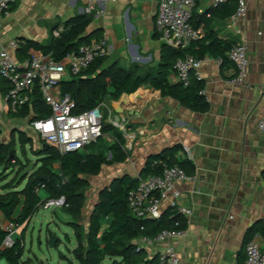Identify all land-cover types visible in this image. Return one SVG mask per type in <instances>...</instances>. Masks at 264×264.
<instances>
[{
  "label": "crops",
  "instance_id": "crops-1",
  "mask_svg": "<svg viewBox=\"0 0 264 264\" xmlns=\"http://www.w3.org/2000/svg\"><path fill=\"white\" fill-rule=\"evenodd\" d=\"M230 4L236 7L235 0ZM85 5L83 0H17L8 16L0 18V50L9 49L18 62L26 60L34 49L26 54L12 50V40L47 43L54 26L85 14ZM212 8L209 0L197 1L195 13L203 17V22L196 27L204 34L207 24L232 44L238 40L246 43L249 87L230 84L227 80L233 76L234 66L230 62L220 66L213 57L203 60L199 68L208 102L204 112L141 86L131 94L134 96H128L132 104L123 106L120 115L119 129L126 136L125 144H129L128 156L122 162L102 165L96 175L104 185L123 174L141 177L149 156L178 146L174 156L188 160L189 174L194 176L191 181L175 182L173 188L179 194L177 202L192 210L189 216L182 215L185 232L150 245L140 238L136 243L148 258L171 246L179 255V264L244 263L247 230L256 222L264 224V134L257 127L264 116V0H246L245 16L235 23L231 15H210ZM155 15V0H98L85 35H90V40L106 38L109 51L105 64L115 61L126 68L135 65L143 74L161 59L162 42L155 33ZM172 76L173 71L168 76L170 83ZM2 88H7L4 80L0 81V137L12 131L19 134L26 128L37 136L18 120L28 124V116L22 118L8 110ZM114 103L110 101L113 111ZM183 146L188 147L187 152ZM171 195L168 192L161 200L162 210ZM1 222L2 226L8 224ZM71 230L75 243L69 252L76 246ZM253 237L264 251V237L259 233ZM66 259L74 264L71 252ZM110 261L106 258L104 264Z\"/></svg>",
  "mask_w": 264,
  "mask_h": 264
},
{
  "label": "trees",
  "instance_id": "trees-1",
  "mask_svg": "<svg viewBox=\"0 0 264 264\" xmlns=\"http://www.w3.org/2000/svg\"><path fill=\"white\" fill-rule=\"evenodd\" d=\"M230 1L213 7L209 12L210 15L218 14L222 17L232 15L235 6L231 5ZM195 7L191 22L196 27L203 22V17L195 13ZM90 21L91 17L86 14L72 16L62 24L63 30L60 34L58 36L52 34L47 43L18 39L17 50L24 54L29 49L39 50L60 60L66 53L77 50L82 43L90 41V35H85ZM58 25L56 24L54 29ZM231 45L230 41L218 37L206 24L203 37L191 41L184 49H175L162 43L160 62L154 69L143 74L138 73L135 65L126 68L115 61L105 64V56L94 61L78 77L62 80L60 88L63 93H69L73 97L76 102V112L94 107L105 101L106 97L111 101L119 100L123 94L131 95L141 86L151 88L160 96H169L192 110L204 112L208 102L203 93V80L192 75L187 86L181 83H170L168 76L173 71L174 61L187 53L199 58L209 55L222 58L220 66H223L229 62L225 53ZM1 80L3 79L0 78ZM5 89L2 88V91H6ZM132 96L134 95L130 97ZM32 106L34 115L37 117L49 114V108L41 100L39 93L35 94ZM28 113L27 107L15 115L23 118ZM102 131L104 134L112 133L110 136L113 137L106 153L101 151L61 153L49 145L45 149L34 151L35 169L18 179V175L25 166L12 153L8 158L11 145L0 141V259L6 264H23L24 244L22 240L14 239L12 246L1 248L2 242L8 235L2 226V220L15 228L21 227L23 234L25 227L44 201L40 191H44L47 199L63 196L65 204L61 208L67 207L72 214L78 215L82 203V195L79 191L89 185L87 176L98 175L102 165L122 162L126 159L128 154L124 148L125 138L122 132L108 123H104ZM19 138L23 146L30 141L23 134H20ZM177 150L178 146H174L162 153L149 156L140 176L146 177L159 173L162 163L178 165L189 174L191 166L188 160L174 156ZM108 152H111L110 158H107ZM15 163L18 169L14 177L7 180L8 172L6 171L13 170ZM137 183L138 177L123 174L114 177L109 184L99 190L98 199L88 219L84 240L80 225L77 222L68 223L76 238V246L70 252L79 264H102L106 258L111 260L110 264H160L158 255L148 258L144 249L138 247L136 240L141 237L151 238L162 229L186 228L185 219L172 205L163 209L158 219L135 217L128 208L126 195ZM106 220L109 221L106 227H103ZM256 233L264 237L262 222L254 223L247 230L244 243ZM61 256L64 257L62 254Z\"/></svg>",
  "mask_w": 264,
  "mask_h": 264
},
{
  "label": "built area",
  "instance_id": "built-area-1",
  "mask_svg": "<svg viewBox=\"0 0 264 264\" xmlns=\"http://www.w3.org/2000/svg\"><path fill=\"white\" fill-rule=\"evenodd\" d=\"M84 13L90 15L98 0H83ZM213 7L230 0H209ZM236 7L231 15L233 22L242 19L246 13V0H235ZM17 0H0V18L8 16ZM155 33L159 40L172 48L184 49L191 41L203 37L201 28L195 27L191 22L192 11L196 0H155ZM63 30L62 26L53 30L58 36ZM12 50L17 49L18 41L12 40L9 44ZM109 45L105 37L82 43L77 50L66 53L60 60L54 59L50 54L33 50L29 57L16 61L9 49L0 50V78L7 83L5 102L10 112L17 114L23 109H29L28 126L37 134L42 143L55 147L59 152H84L85 148L95 143L105 135L102 131L104 123L120 128V121L116 122L111 116L110 105L105 101L98 105L76 112V102L69 93H63L60 82L64 79L76 78L88 69L98 58L107 56ZM229 62L234 66V74L227 81L230 84L249 87L247 83V45L243 40L234 42L225 53ZM211 56L199 58L191 54H184L175 59L173 65L172 83H181L187 86L192 75L199 76V68L203 60ZM218 65L222 58L213 57ZM49 108V114L40 117L34 115L33 102L35 94ZM264 98V88H263ZM104 111L107 117H104ZM258 129L264 134V116L257 123ZM125 138L126 136L122 134ZM110 140L113 141V137ZM129 148V144H124ZM185 152L187 146H183ZM161 171L138 177L137 185L130 189L126 195V202L130 212L137 218L158 219L162 212L161 200L171 192L168 205L176 207L179 214L189 216L192 210L177 202L178 192L174 190L175 182L193 180V175L178 165L161 164ZM65 204L63 196L56 199H46L41 207L44 209L58 208ZM178 225V224H177ZM3 228L8 232L1 248L12 246L16 228L6 224ZM185 229H162L155 236L141 237L145 245L177 238L184 234ZM138 247H141L138 245ZM160 264H179L180 258L176 250L167 246L158 253ZM6 264V262H0ZM244 264H264V251L258 240L253 237L247 241L244 252Z\"/></svg>",
  "mask_w": 264,
  "mask_h": 264
},
{
  "label": "rangeland",
  "instance_id": "rangeland-1",
  "mask_svg": "<svg viewBox=\"0 0 264 264\" xmlns=\"http://www.w3.org/2000/svg\"><path fill=\"white\" fill-rule=\"evenodd\" d=\"M128 96L131 95H127V97ZM119 100H115V102ZM110 101L111 100L108 97L105 98V102L109 105ZM113 114L114 111L111 108V116ZM104 117H107V113H105V111ZM18 120H20L25 127H28L26 120L22 121L19 118ZM22 130L23 131L19 134H15V131L10 132V135L4 134L0 137V141L11 145L10 151L14 154V156L19 158L21 164L25 166L24 168L32 165V168L28 171V173H31L35 169L34 166L36 164L34 151L42 150L43 143L32 131H29L27 128L26 131L24 129ZM20 134H23L25 138L30 140L24 144V146L22 140L19 138ZM109 135H112V133L103 135L95 144L93 143L87 146L84 152L101 151L106 153L107 148L111 144ZM17 169L18 165H16L13 170L6 171L8 172L7 180H11L14 177ZM97 179L98 178L96 176H87L89 185L79 191L82 195V203L78 215L72 214L67 207H52L49 209L40 207L25 227L23 234L21 232V227L16 228L14 237L16 240H22L24 244L23 264H70L66 257H70L69 249L75 242L72 230L66 222H77L80 225L82 232L81 236L84 240L85 232L88 226V219L91 215L94 204L98 199L99 190L105 186L103 181H98ZM23 184L24 182L21 184L20 188ZM40 195L43 200L47 199V195L44 191H40ZM66 234L70 236L69 240L66 238ZM51 237H55L58 240L56 246L49 248L48 241ZM61 254L64 257H62ZM72 260L74 264H78L77 261L74 259ZM102 264H104V262H102Z\"/></svg>",
  "mask_w": 264,
  "mask_h": 264
},
{
  "label": "water",
  "instance_id": "water-1",
  "mask_svg": "<svg viewBox=\"0 0 264 264\" xmlns=\"http://www.w3.org/2000/svg\"><path fill=\"white\" fill-rule=\"evenodd\" d=\"M126 105H127V99H126L125 96H121L120 100L114 103V112H115V113H114V120H115L116 122H119V121H120V115L124 112L123 106H126ZM132 113H133L132 111H129V112H128V114H132ZM30 120H31V118L28 119V122H29ZM48 146H49V144H47V143H43L42 148L45 149V148H47ZM11 153H12V152L10 151V152H9V156H8V158L10 157ZM31 168H32V165L28 166L27 168H24V169L20 172V174L18 175V178L21 177L22 175H24L25 173H27ZM18 178H17V179H18ZM56 240H57V238H55V237H51V238L49 239V241H48V247H49V248L54 247L55 244H56Z\"/></svg>",
  "mask_w": 264,
  "mask_h": 264
},
{
  "label": "bare ground",
  "instance_id": "bare-ground-1",
  "mask_svg": "<svg viewBox=\"0 0 264 264\" xmlns=\"http://www.w3.org/2000/svg\"><path fill=\"white\" fill-rule=\"evenodd\" d=\"M125 97H126V99H127V105H126V106H129L130 104H132L131 101H130V98L127 97V96H125Z\"/></svg>",
  "mask_w": 264,
  "mask_h": 264
}]
</instances>
